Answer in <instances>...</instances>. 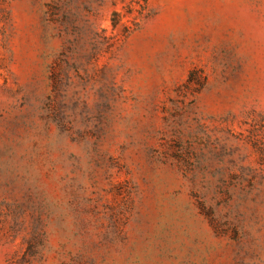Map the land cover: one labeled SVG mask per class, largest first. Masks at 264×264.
<instances>
[{"label":"rangeland","instance_id":"374dc122","mask_svg":"<svg viewBox=\"0 0 264 264\" xmlns=\"http://www.w3.org/2000/svg\"><path fill=\"white\" fill-rule=\"evenodd\" d=\"M0 264H264V0H0Z\"/></svg>","mask_w":264,"mask_h":264}]
</instances>
